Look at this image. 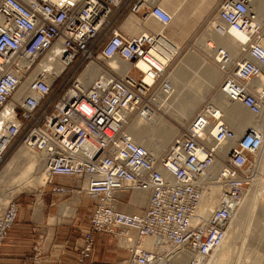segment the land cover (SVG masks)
I'll use <instances>...</instances> for the list:
<instances>
[{
  "label": "built area",
  "instance_id": "obj_1",
  "mask_svg": "<svg viewBox=\"0 0 264 264\" xmlns=\"http://www.w3.org/2000/svg\"><path fill=\"white\" fill-rule=\"evenodd\" d=\"M161 1L0 0V164L17 141L42 155L41 194L47 189L67 196L76 189L91 201L75 264H89L97 234L111 236L128 254L123 264H178L181 259L207 264L250 184L247 157L260 151L262 137L254 129L236 136L211 104L201 106L159 157L126 133L130 119L145 118L157 94L167 99L173 94L169 62L153 55L158 38L130 36L118 27L128 15L166 26L171 17ZM255 3L217 0L208 19L220 34L245 36L241 52L247 59L226 69L219 89L252 116L264 108V83L254 85L264 77V28ZM212 50L228 63L221 47ZM119 63L127 66L126 73L114 66ZM90 64L101 65L104 73L85 89L79 77L65 85L62 75L68 69ZM222 151L227 153L212 177ZM207 173L225 191L204 217L200 209L209 186L201 181ZM62 177L81 186L55 182ZM134 192L148 195L146 207L126 213L119 208L121 197ZM18 211L15 199L0 201V257ZM146 239L153 249L144 247Z\"/></svg>",
  "mask_w": 264,
  "mask_h": 264
},
{
  "label": "bare ground",
  "instance_id": "obj_2",
  "mask_svg": "<svg viewBox=\"0 0 264 264\" xmlns=\"http://www.w3.org/2000/svg\"><path fill=\"white\" fill-rule=\"evenodd\" d=\"M162 4H163V0L161 1L160 5L171 17L169 24L164 26V27H169L173 23L174 16L171 15L163 7ZM253 10L255 12V15L259 19L258 25L261 28H264V24H263L264 23V0H256L255 6H253ZM131 16L137 17L143 25H145L147 22L152 20L150 18H144V20H141L140 17L136 15H130L129 17ZM127 20L124 19L118 27L121 28L124 32H126L130 36L139 35V34L132 35L129 32H127L123 24L124 21L127 22ZM215 26H216L215 24L213 25L211 24L212 29H210L209 32H210V35L215 37L216 41L219 44H217L214 40L208 39L206 41L207 46L204 45L202 47V48L206 47L205 49L206 51H204L205 55L208 57H211L212 59L215 58V60L219 63V65L223 64L221 55H216L217 51L212 50V48H214L215 46L221 47L224 50V52L227 53V57H228V63L222 65V67L224 68L231 66L238 59L240 55L243 56L240 62L243 60H246L247 57L241 52L242 44L245 43L246 41L245 36L243 34H239L233 31L224 32L223 34H220L216 30L217 26L216 27ZM163 31L164 30H162V32H160L159 34L147 32V33H140V35L147 34L153 37H157L158 39H156L157 43H156V48L153 50V55L157 59H159L161 62H164V63L169 62V65H170L173 59L175 58V56L179 53L180 47H178V45H176L172 41L165 38L163 35L164 33ZM197 45L195 46V48L198 47ZM54 66H56V72L59 73L61 71L60 65L57 63H54ZM114 66H117L120 72L122 73H126L127 71V66L124 63H119L118 65H114ZM233 67L234 66H232L231 68L233 69ZM179 68H181V70ZM179 68H177L174 71V73H171L169 76L170 83L173 87L172 96L167 99L162 94L160 93L157 94L156 102H152L149 108L145 109V112H146L145 118H142L141 116L132 117L126 128V133L131 137L133 142L136 145L142 144L140 146L145 148L154 157H159L160 155L164 154L167 146L169 145L173 137L177 134V130H175L173 127H171L169 123L165 121L164 119L165 115L167 113L171 114L177 117L181 121V124H183L189 118L188 114H190V116L193 114L195 106L197 104L196 99H191L190 97L191 100H188L186 98V95H187L186 89L188 88L187 84H184V83L183 85L178 84V80L180 79L181 74L186 73L187 70H191L195 73V75L191 79L194 80V79L201 78L204 80V82H207V83L208 82L215 83L221 77V74L217 72V70L214 67H211L207 64L202 63L201 60L193 54H188L185 57L183 63L179 66ZM86 69L87 70H85V72L78 79L81 82L83 88L84 87L87 88L95 79H97L105 71V68L99 64H90L86 67ZM220 69L224 73L223 80H225L227 71L221 67ZM261 83H264V77L254 82V85L256 87H259ZM218 91L220 92V89ZM221 97L222 99L226 100V102L222 100L223 101L222 104L224 105L222 108L224 110L212 102H208L206 104H211L213 107H215L222 113L224 122L235 131L236 136L240 137L249 129H254L256 132H258L262 137V146L260 148V151H261L264 145V135L259 131L261 130L262 125H264V108L261 110V113L258 114V116H252L250 113L243 110L242 109L243 107L241 105L240 106L242 108L239 106V104L230 102L223 94L221 95ZM163 108L165 109L166 114L161 115L159 113L162 112ZM174 110L177 113V115L174 114V112L172 113V111ZM262 113L263 115L261 116ZM136 118H140L143 120L137 121V123L129 129L132 122ZM152 137H155V138H152ZM21 148H24V150L22 149L12 158V160L6 166L5 172H7L6 170H8L9 172L17 165H22L21 174L15 181L17 185L16 187H19V188H22L24 186L35 187L44 180L42 178L43 176L38 173L40 162L41 160L43 161L41 157L42 155L34 151H31L22 145H21ZM226 153H227L226 151L221 152V156H220L221 160H216L215 166L209 172L210 176L214 177L217 174L218 170L222 166V157L225 156ZM4 163H5V160H4ZM209 175L207 173L206 179L201 181L203 186L205 185L206 187L209 186L208 192H205L206 197L203 199L204 201L203 206L200 209V214L204 217L209 216V214H211V212L215 210V208L218 206L222 198V189H223V193L225 191V188L222 186V189H221V186L217 183H214ZM251 177L252 178L254 177V178L249 179L250 181L249 189L256 182L255 174L254 175L251 174ZM7 190L0 188V201L3 203H6L7 200L11 199V196H12V194H10L9 191ZM134 193H138V192H134ZM246 193H247V190H245L244 192L240 205L237 206L238 208H237L236 214L232 217L229 223L226 236H225V239L221 247L213 253L212 257L209 260V263L207 264H212L210 261L212 260L214 255L218 252H219L218 253L219 255L217 256V260H215V264H222L225 258L228 257L226 251L231 243L232 236L235 234V232H231L233 234L232 236H230V238H228V235L231 229V225L236 221L238 217L240 218L244 216L245 214V211H246L245 207L248 202ZM138 194L146 196L147 201H148V195L146 193H138ZM258 199L259 198H256L254 207H256ZM146 204L142 206L141 204H139V202L135 201L134 203L132 201V198H130L126 206L130 208L140 209L142 207H146ZM260 210H261V213H260L261 216H264V206ZM144 247L147 249H153V241L150 239H146ZM166 249H168V247H166ZM184 261H185L184 259H181L180 262L178 261V264H184Z\"/></svg>",
  "mask_w": 264,
  "mask_h": 264
},
{
  "label": "rangeland",
  "instance_id": "obj_3",
  "mask_svg": "<svg viewBox=\"0 0 264 264\" xmlns=\"http://www.w3.org/2000/svg\"><path fill=\"white\" fill-rule=\"evenodd\" d=\"M202 1L203 0H193L191 4L185 6L184 8L185 13L183 15L184 22L175 20L169 27H164V26L161 27L162 25H159L155 21H153L152 23L153 24L152 26L155 29L154 32L156 34L160 30L163 29L165 36L168 37V39L173 40L175 43L178 44V47H180L179 53L175 56L172 63L169 65L168 71L170 74L174 73V71L177 68H179V66L183 63L185 57L188 54L195 55L201 60L202 63L207 64L211 67H214L217 70V72L221 74V77L215 83L204 82V80L201 78L194 79V80L191 79L195 75V73L191 70H187L186 73L181 74V77L178 80V84H181V85H183V83L187 84L188 88L186 89L187 90L186 98L188 100L196 99V102H197L193 114L191 116L190 114H188L189 118L183 124H181V121L177 117L171 114H168V113L166 114L164 108L162 109V112L159 113L161 115L166 114L164 118L165 121L169 123L171 127H173L175 130H177V134L179 133V131H181L182 128H184L192 120V118L194 117L196 112L201 108L202 105L208 102H212L216 104L217 106H219L220 108L224 106L222 103L223 101L226 102V100L222 99L221 97L222 94L221 92L218 91L220 87V83H222L223 78H224V73L220 69V67L223 68L224 70L232 69L231 67L234 66L236 62L240 61L243 58V56L240 55L238 59L231 66L224 68L222 67L223 64L219 65V63L215 60V58L212 59L211 57H208L205 55L204 51H206L205 50L206 47L204 48L202 47L204 45L207 46L206 41L208 39L214 40L217 44L219 43L216 41L214 36L210 35L209 30L212 29V27H210L208 23L209 21L208 19H210L212 15L216 2L213 6H210L208 5L209 4L208 1H206L205 3H202ZM129 16L130 15L125 17V20L127 19L131 20L133 18L132 16L131 17ZM125 22L126 21H124L123 23L124 25H125ZM149 22H151V20ZM132 31H133L132 35H135L134 28L132 29ZM196 45L198 47L195 48ZM179 69L181 70V68ZM85 70L87 69L85 68L83 70V67L80 69H68L62 75V80H64L65 85L66 84L68 85L75 78H78V77L80 78L81 75L85 72ZM242 109L245 110L244 108ZM173 112L174 114L177 115L175 110L172 111V113ZM262 115L263 113L261 114V116ZM139 120H143V119L136 118L132 122L129 129L133 125H135L137 121ZM259 132H261L264 135V125H262V128ZM152 138H155V137H152ZM22 149L24 150V148H21V145L19 144V142L16 141L13 143L11 148L6 153V156L4 158L5 163L3 160V163L0 164V188H3L4 190L8 189L7 191H9V193L12 194L11 198L15 199L16 202L18 203L19 208H20L19 216L22 218L21 222L29 223L31 221L32 225L34 223V228H33V231L31 232V236L33 237L31 240H33L35 243L36 242L39 243L45 238L44 237L45 224L43 221H41V217H42L41 211H42L43 203H42V198H41L42 194L40 193L41 191L40 186L44 184L43 182L44 180L35 187L24 186L22 188H19V187H16L17 185L15 181L21 174L22 165H17L9 172L8 170H6L7 172H5L6 166L9 164L12 158ZM247 159H248V164H247L246 170L250 177H251V174L252 175L255 174L256 182L254 183V185H252L250 189H249V185L246 186V189H247L246 195L248 198V202L245 207L246 211L244 210L245 211L244 216L240 218L238 217L236 221L231 225L228 238L232 236L233 233L231 232H235V234L232 236L231 243L226 251L228 257L225 258L222 264H264V216H261L260 214L261 213L260 209L264 206V145L261 151H259L258 153L254 155H249ZM38 173L43 176L42 177L43 179H45L44 178L45 166L42 160L40 162ZM253 178L251 177V179ZM74 185L75 184H72L71 187L77 188V186H74ZM65 186H69V185H65ZM75 191L77 190L75 189ZM46 192H49V190L45 189V193ZM50 195L52 194L50 193ZM71 195L72 194L67 195V196H62V197H68V196L70 197ZM133 197H134V200L137 202H140L141 199L143 198L145 200L143 204L145 205L147 203V197L144 195H141L138 193H126L121 197L123 204L120 206V209L121 207H126V211L136 210L137 208H130L126 206L130 198H133ZM256 198H259V199H258L256 207H254ZM71 205H72V208L76 210V206L73 204ZM62 206H64V204L57 207V209H54L53 214H55V212L57 211L60 212ZM33 211H34L35 219L32 221L30 219H31V215ZM71 216L73 217L74 215H71ZM71 216L65 214L64 218L71 217ZM86 219L87 218L85 216L84 218L85 222H87ZM63 223H66V222H63ZM58 227L59 228L57 229V231H62L61 229H63L64 226L60 227L59 225ZM49 234L51 235L49 236V238H53V235H52L53 233L50 232ZM37 245L38 244L36 243L35 246ZM114 246L116 249L122 250L121 248L117 246V243L115 240H114ZM218 253H216L214 257L212 258V260L210 261L212 264H215V260H217V256L219 255ZM75 258H76V251H75ZM33 263L41 264L40 259L35 258V257L33 259ZM118 264H123V261Z\"/></svg>",
  "mask_w": 264,
  "mask_h": 264
},
{
  "label": "crops",
  "instance_id": "obj_4",
  "mask_svg": "<svg viewBox=\"0 0 264 264\" xmlns=\"http://www.w3.org/2000/svg\"><path fill=\"white\" fill-rule=\"evenodd\" d=\"M193 0H163V7L174 16V20L183 21V15L185 13V6L192 3ZM209 2L208 5L213 6L217 0H203L202 3ZM133 17V16H132ZM153 20L143 25L139 19L133 17L131 20L125 23L124 28L130 34L152 32L155 33L153 28ZM163 30V29H162ZM160 30L157 34L162 32ZM132 33H131V32ZM156 34V33H155ZM164 37L165 33H163ZM170 40V39H168ZM175 43L173 40H170ZM178 45L177 43H175ZM56 183L62 185L75 184L74 186H81L79 181H75L71 178H58ZM42 198V211L41 221L45 224L44 240L35 246V242L32 239L31 232L34 228L31 221L29 223L21 222L20 212L18 211L17 219L8 232L4 245L1 250L0 264H34L33 259L39 258L41 264H74L75 251L81 244L83 233L88 228V223L85 222V216L90 213L92 208L91 201L79 190L72 193L69 197L52 196L49 192L43 193ZM132 201L135 203L134 197ZM142 198L139 204L144 206ZM137 202V201H136ZM60 212L54 213V209H57L60 205H63ZM76 206V210L72 208V205ZM138 204V203H137ZM145 207L140 209L126 211V207H121L122 211L129 213H138ZM20 210V208H19ZM59 212V213H58ZM74 215L73 217H65L64 215ZM34 211L30 220H34ZM67 220V221H65ZM66 222V223H63ZM64 226L62 231H57L58 226ZM53 233V238L49 233ZM94 248L92 257L89 264H118L124 261L128 254L125 251L118 250L114 246V240L111 236L104 234H97L94 237Z\"/></svg>",
  "mask_w": 264,
  "mask_h": 264
}]
</instances>
